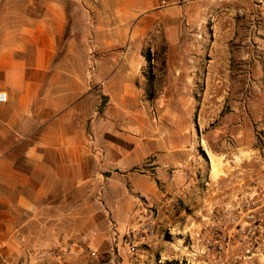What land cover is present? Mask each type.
Instances as JSON below:
<instances>
[{"label": "rangeland", "instance_id": "obj_1", "mask_svg": "<svg viewBox=\"0 0 264 264\" xmlns=\"http://www.w3.org/2000/svg\"><path fill=\"white\" fill-rule=\"evenodd\" d=\"M26 1L79 11L67 31L76 25L89 46L100 27L141 48L136 84L143 92L135 104L151 141L165 142L181 165L165 169L167 182L156 181L154 197L134 191L133 182L149 184L153 157H137L130 172L102 173V193L87 195L102 207L100 226L111 235L105 251L86 243L90 234L75 241L45 235L41 247L0 264H72L76 255L79 264L118 263L121 217L116 223L107 213L114 202L129 222L120 240L132 255L151 244L158 264H264V0H21L24 7ZM177 181L193 197L173 194ZM223 221L234 223L218 227ZM245 225L246 234L256 233L254 244L247 255L242 237L233 242L241 247L234 262L230 232ZM221 237L227 249L217 248Z\"/></svg>", "mask_w": 264, "mask_h": 264}, {"label": "crops", "instance_id": "obj_2", "mask_svg": "<svg viewBox=\"0 0 264 264\" xmlns=\"http://www.w3.org/2000/svg\"><path fill=\"white\" fill-rule=\"evenodd\" d=\"M29 2L24 7L21 0H0V92L7 97L0 104V258L25 256L45 235L75 241L90 234L86 243L105 251L111 235L100 226L102 207L87 195L101 192L96 184L102 173L130 172L137 157H153L149 184L130 180L134 191L154 197L156 181L167 182L165 169L181 163L167 154L165 142L151 141L135 104L143 92L136 84L141 48L119 43L108 28V39H102L107 31L100 27L89 46L76 25L67 31L79 11H68L62 2ZM101 96L108 100L99 114ZM182 183L177 181L173 194L193 197ZM120 205L107 207L109 218L111 213L117 223V215L122 223L119 261L108 264H158L151 244L132 255L120 240L129 225Z\"/></svg>", "mask_w": 264, "mask_h": 264}, {"label": "built area", "instance_id": "obj_3", "mask_svg": "<svg viewBox=\"0 0 264 264\" xmlns=\"http://www.w3.org/2000/svg\"><path fill=\"white\" fill-rule=\"evenodd\" d=\"M7 101V97H6V94L5 93H2L0 92V104H5ZM167 202V200L165 201ZM234 223V221L232 222H228V221H223L221 222L220 224H217L218 227H221L222 225H230ZM238 224H236L235 227H237ZM248 227L245 225L244 228H243V231L241 233H237L235 234L234 232H230V234L234 237V239L232 240V247H233V242H236L237 240H239L240 237H242V247L245 245V244H248V250L246 251V254H250L251 250H250V246H253L254 243H251V240L256 236V233L252 231V229L250 230V232L248 234H246L245 232L247 231ZM220 231H217L216 233H219ZM229 234V233H228ZM218 235V234H217ZM228 237V236H227ZM222 237L220 238V241L218 242L219 245L217 246V248L219 250H221L222 246H224V248L227 246L223 245L222 244ZM228 243H229V238H228ZM220 247V248H219ZM234 249H236V252H237V255L235 256V261L239 260L240 256H241V247H233ZM227 249V247L225 248ZM95 254L92 253V256H94ZM192 263V262H191ZM3 264H9L7 262H4Z\"/></svg>", "mask_w": 264, "mask_h": 264}, {"label": "trees", "instance_id": "obj_4", "mask_svg": "<svg viewBox=\"0 0 264 264\" xmlns=\"http://www.w3.org/2000/svg\"><path fill=\"white\" fill-rule=\"evenodd\" d=\"M107 100H108L107 97L101 96L100 103L97 109L99 114H102L104 112L105 106L107 104Z\"/></svg>", "mask_w": 264, "mask_h": 264}]
</instances>
